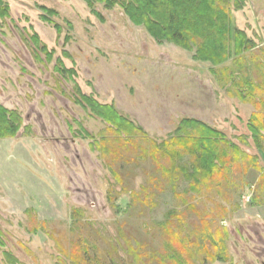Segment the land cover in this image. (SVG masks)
Returning <instances> with one entry per match:
<instances>
[{
    "label": "rangeland",
    "instance_id": "obj_1",
    "mask_svg": "<svg viewBox=\"0 0 264 264\" xmlns=\"http://www.w3.org/2000/svg\"><path fill=\"white\" fill-rule=\"evenodd\" d=\"M2 2L8 11L0 18V104L17 111L22 125L15 138L0 140V264H8L4 253L17 264H160L144 254L170 252V238L156 227L174 211L169 228L181 232V247L171 241L176 251L164 264H264V0H244L239 10L231 1L232 26L254 47L218 66L194 60V50L158 44L118 7ZM39 7L56 13L59 35L40 19ZM59 62L76 75L62 78ZM80 94L113 104L158 142L183 119L222 133L237 149L224 146L229 173L196 191L188 181L165 184L149 204L128 207L131 193L154 187L150 163L117 170L116 182L84 136L99 140L108 126L75 104ZM253 116L257 138L249 129ZM73 210L80 212L75 220ZM218 242L223 262L208 255Z\"/></svg>",
    "mask_w": 264,
    "mask_h": 264
},
{
    "label": "trees",
    "instance_id": "obj_2",
    "mask_svg": "<svg viewBox=\"0 0 264 264\" xmlns=\"http://www.w3.org/2000/svg\"><path fill=\"white\" fill-rule=\"evenodd\" d=\"M84 1L90 9L95 4H102L107 10L114 7L120 8L132 24L143 27L158 44L169 43L188 52L194 50V60L208 62L212 66L226 63L254 47V43L242 31L234 28L231 23V1L234 9L239 10L242 8L244 0ZM39 9L42 11L40 19L47 23H53L59 35L61 27L51 20V17L56 13L45 7H39ZM7 11L8 6L0 0V18L5 17ZM93 13L102 20L94 10ZM67 25L71 28L69 23ZM69 39L68 36L65 37V41ZM32 42L36 47H39V40L35 34L32 36ZM40 51L43 52L47 60L51 59L52 53H49L44 45L41 46ZM37 59L40 61L39 57ZM59 65L60 68L56 67L55 72L62 78L70 79L76 75L74 70H67L60 62ZM244 82L251 93L254 89L253 85L248 81ZM75 104L84 110H89L108 126L98 135L99 140H95L87 132L84 133V136L93 141L90 148L100 154V158L104 160L116 182L121 181L117 170L122 171L131 164L140 166L141 162L150 163L149 169H152L150 181L154 187L151 189L143 187L142 194L131 193L128 206L130 208L136 202L145 204L148 197L151 199L150 197L158 196L164 192L165 184L174 187L180 181H188L192 184L191 190L196 191L201 184L225 177L229 173L228 153L224 146L232 147L228 146L222 133L201 122L183 119L168 138L158 142L155 139H149L140 127L120 115L113 104H100L92 97L81 94L79 99L75 100ZM254 120L255 116L251 118L249 129L253 137L257 138L258 129L253 125ZM21 125L20 114L15 110H7L0 104V140L15 138ZM256 144L259 145L258 139H256ZM232 149L237 151L234 146ZM126 154H129L130 158L125 157ZM232 168L234 169L235 166L233 165ZM112 192L111 189L109 194ZM173 192L174 198L179 200L180 194ZM108 200L113 203L116 197L108 196ZM149 203L147 202V204ZM174 214L175 211L168 213L166 220L158 223L159 225L157 224L156 227L158 228L156 230L161 231L164 240L170 238V241H165V244L170 243L168 246L170 252L163 255L162 251L157 254L155 251H150L152 254L150 253L149 256L147 253L144 254L146 260L150 258L153 262L164 264L166 258H173L171 252L176 251L173 247L176 244L179 248L181 247L179 243L182 238L179 236L181 232L176 233L174 228H169L171 218H175ZM79 215V210H73L71 219L75 220ZM171 241L176 242L172 243L175 246L171 245ZM217 250L223 251L220 242L213 243L214 254L208 255L212 261L223 262L225 259L221 253L216 254ZM4 256L8 264H17V261L9 253H4Z\"/></svg>",
    "mask_w": 264,
    "mask_h": 264
}]
</instances>
